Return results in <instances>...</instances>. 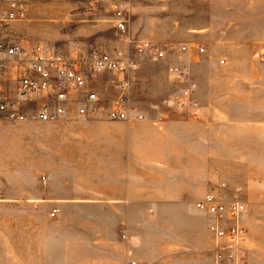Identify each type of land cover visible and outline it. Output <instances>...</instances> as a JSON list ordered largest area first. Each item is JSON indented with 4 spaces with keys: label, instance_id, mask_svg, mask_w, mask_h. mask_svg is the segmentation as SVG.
<instances>
[{
    "label": "rangeland",
    "instance_id": "1",
    "mask_svg": "<svg viewBox=\"0 0 264 264\" xmlns=\"http://www.w3.org/2000/svg\"><path fill=\"white\" fill-rule=\"evenodd\" d=\"M116 1L128 4L132 39L206 47L204 55L189 57L191 66L197 63L198 74L204 78L213 76L227 82L208 100L209 117L205 111L201 119L189 117L174 104L180 85L167 69L178 62L177 58L156 62L138 53L117 31L113 11ZM13 31L15 40L23 45L42 43L64 54L123 49L136 64L131 74L129 104L144 112L147 119L112 121L103 115L79 116L72 111L54 122L0 121V264H119L123 258L120 245L129 235L141 243L147 255H157L160 245L171 247L186 236L189 212L158 210L154 204L145 212H106L90 200L48 199L58 194L62 184L90 190L91 159L97 154L92 145H97V139L105 141L107 134L99 125L125 124L128 129L146 125L147 129L142 130L150 138L148 154L182 153L194 159L186 164L190 170L206 166L203 157L207 152L211 167L219 165L217 158L223 149L215 130L218 125H227L232 129L224 149L227 158L233 159L237 152L250 161L253 155L255 168L261 167L258 158L264 153V0H30L27 17L16 22ZM229 31L245 34L226 35ZM117 79L116 74L106 73L99 79L106 80V84L97 87L94 83L97 88H93L102 98L111 100L117 94ZM197 99L204 106L198 96ZM160 116L161 122L157 121ZM168 124L179 126L183 130L180 134L190 127L210 139L184 149L182 142L173 143L178 132L167 133ZM156 136H160L158 140ZM160 140L163 149L158 148ZM237 166L243 172L248 167ZM152 182L155 186L162 181ZM168 182L177 183L172 177ZM219 182H226L224 191L228 190L230 200L245 202L247 213L252 209L254 214V179L229 180L212 173L211 188ZM255 199L260 203L257 213L262 214L264 197L257 195ZM108 243L116 244L118 249L108 250ZM210 252L212 255V248Z\"/></svg>",
    "mask_w": 264,
    "mask_h": 264
},
{
    "label": "built area",
    "instance_id": "2",
    "mask_svg": "<svg viewBox=\"0 0 264 264\" xmlns=\"http://www.w3.org/2000/svg\"><path fill=\"white\" fill-rule=\"evenodd\" d=\"M29 1L0 0V121L54 122L72 111L79 116L99 114L112 121L146 120L144 112L129 104L131 74L136 64L123 49L77 50L64 54L42 43L27 46L15 40L14 24L27 17ZM113 11L117 31L138 53L156 62L177 58L178 62L167 69L180 85L174 104L189 117L201 119L204 106L197 99L199 84L193 78L189 57L204 55L206 47L132 39L128 4L116 1ZM261 61L264 62V52ZM106 73L118 77L117 94L111 100L102 98L93 88ZM162 120V116L157 119ZM226 187V182H219L195 203L208 216V229L214 239L213 264H254L247 254V204L238 199L228 200L224 194ZM56 212L54 209L53 215ZM128 264L146 263L130 259Z\"/></svg>",
    "mask_w": 264,
    "mask_h": 264
},
{
    "label": "crops",
    "instance_id": "3",
    "mask_svg": "<svg viewBox=\"0 0 264 264\" xmlns=\"http://www.w3.org/2000/svg\"><path fill=\"white\" fill-rule=\"evenodd\" d=\"M241 34H245V32L229 31L226 33L229 36H241ZM248 34L254 36L252 32ZM228 41H232V38H228ZM191 67L193 78L199 84L197 96L204 104L205 116L209 117L208 100L214 96L216 90H220L227 82L216 80L212 78L213 76L202 77L198 74L200 66L197 63H192ZM98 81L96 82L97 87L98 85L103 87L106 84V80L99 81V83ZM93 87L97 88L96 84ZM99 127L105 128L101 131L105 130L107 134L105 141L97 139V145L94 142L92 145L94 150L97 148V154L93 155L91 159L93 178L90 190H83L78 185L77 188H71L62 184L58 194L48 199L59 202L90 200L93 206L106 212H145L148 206L154 204L158 206V210L191 213L187 223L186 236L180 237L171 247L160 245L156 249L158 250L157 255L145 254L141 249V243L132 239L131 235L127 236L123 245H120L123 258L119 264H128L130 259H137L146 264H213L210 249L214 245V239L208 229L209 220L205 213L196 208L195 203L212 189L210 179L212 173L215 172L221 178L229 180L254 179V214L251 209L245 216V225L248 228L250 240L247 254L249 261L255 264H264V205H262V214H258L257 209L260 203L255 199L257 195L264 197V153L260 154L258 158V162L261 164L258 169L255 168L256 157L254 156L253 159V155L250 161H247L242 153L237 152L233 159L227 158L224 149H226L229 138L228 133L232 129H229L230 127L227 125H218L215 131L219 135L220 149H223L217 158L219 165L211 167V155L207 152L203 157V164L206 166L201 168L194 166L190 170L186 164L194 159L181 155L182 153L178 156H166L161 151L154 155L148 154L147 147L150 138L145 132L146 125H139L135 129H128L125 124H103ZM180 129L179 126L168 124L165 130L167 133L170 130L178 132V135L173 137V143L183 144L184 149L197 147L199 144L197 142L203 143L210 139V136L207 138L205 135H200L199 131L197 133L190 127L182 134L180 132L183 130ZM156 137L158 140L160 136ZM235 143L238 144V142ZM158 144V148L163 149V141L160 140ZM207 146L209 147L210 144ZM197 164L200 163L197 162ZM241 164L248 165L245 172L237 166ZM231 165H234L235 168L232 169ZM170 177L176 179L177 183H169ZM154 180L162 182L156 184V189L152 190L151 187L155 186L151 181ZM227 191L224 192L227 194L226 198L230 200ZM106 247L108 250L116 251L118 249L116 244L112 246L111 243H108ZM168 251H172L173 254L169 256L163 254Z\"/></svg>",
    "mask_w": 264,
    "mask_h": 264
}]
</instances>
